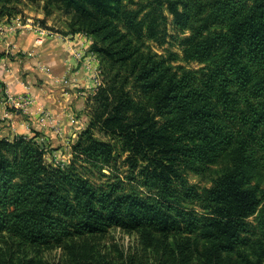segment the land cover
<instances>
[{"label":"trees","instance_id":"16d2710c","mask_svg":"<svg viewBox=\"0 0 264 264\" xmlns=\"http://www.w3.org/2000/svg\"><path fill=\"white\" fill-rule=\"evenodd\" d=\"M22 1L0 0V21ZM50 3L73 15L71 33L93 39L103 82L67 164L47 161L35 136H0V236L60 244L121 226L164 239L161 264H226L232 254L260 264L264 0ZM167 34L181 53L148 42ZM229 153L211 185L190 179Z\"/></svg>","mask_w":264,"mask_h":264},{"label":"crops","instance_id":"0c3cea01","mask_svg":"<svg viewBox=\"0 0 264 264\" xmlns=\"http://www.w3.org/2000/svg\"><path fill=\"white\" fill-rule=\"evenodd\" d=\"M24 13L0 21L5 27L0 34V136L38 132L37 140L44 138L63 154L51 155V160H68L77 132L70 119H87V97L95 83L94 69L86 70L84 62L89 60L98 67L99 58L90 49L91 37L83 32L54 30L36 45L38 32L27 20L48 18L45 26L50 29V17L43 9L25 7ZM24 95H31L34 101L26 107L16 106L13 99ZM46 114L53 120L41 122Z\"/></svg>","mask_w":264,"mask_h":264},{"label":"rangeland","instance_id":"374dc122","mask_svg":"<svg viewBox=\"0 0 264 264\" xmlns=\"http://www.w3.org/2000/svg\"><path fill=\"white\" fill-rule=\"evenodd\" d=\"M17 6L18 9L22 11L18 14H25V7L34 11L43 9L47 13V16L50 17L48 21L51 26H53L51 29L59 31L63 34L71 33L70 22L73 15L66 12L63 8L58 7L56 3H50L46 7L45 0H23ZM165 14L169 16L168 22L165 24V26H167V31L171 34L177 33L178 29L172 22L173 16L167 12H165ZM47 19H41V23L44 26ZM36 20L39 19L37 18ZM148 42L159 52L176 50L181 53V49L179 48L176 39L168 34L167 41L164 45H160L153 40H148ZM181 62L189 66H201L198 62H189L185 60ZM87 69L89 68L86 67V70ZM98 69L100 70L99 78L101 83L97 86L94 83L92 93L87 97V119L79 121L75 116H72L70 119L72 125L76 126L77 132L75 140L70 145L71 154L68 156V160L63 158H54V160H51V155L52 157L55 155L63 157V154L60 151H54L51 143L44 140V138H41L39 141L46 150L47 161L54 164H67L72 158V146L77 141L79 134L90 123L94 104L93 96L103 82V72L100 63L98 65ZM94 72H96V70H94ZM50 118L52 117L49 114H46L44 117H41V122H45L47 119L53 120ZM56 126L57 125L55 124L54 127L57 128ZM57 130H60V127ZM96 133L100 137L103 136L102 132L98 130H96ZM35 134L36 135H33L35 137L39 135L38 132ZM54 152L57 153L54 154ZM231 160L232 155L230 153L226 154L216 164L212 165L211 170L205 176L197 175L193 172H190L188 175L192 181L199 183L201 186L211 185L212 179L220 173L223 167L229 165ZM164 242V239L159 238H155L152 242H149V239L146 238L145 234L140 230H128L121 226L111 227L103 233L76 236L67 239L60 244L52 243L40 245L22 243L0 236V260L5 264H161V261L164 260L163 253H167V255H169L171 252V246L164 244ZM195 255H197L198 259L202 257L201 253L194 254V256ZM252 259L257 260V257L252 256ZM226 264L246 263H244L243 259L237 254H232L226 259ZM260 264H264V257H262Z\"/></svg>","mask_w":264,"mask_h":264},{"label":"built area","instance_id":"2783aa9c","mask_svg":"<svg viewBox=\"0 0 264 264\" xmlns=\"http://www.w3.org/2000/svg\"><path fill=\"white\" fill-rule=\"evenodd\" d=\"M27 23H28V25H30L31 28H33L36 32H38V35H37L36 41H35L36 45L42 44L45 41V35H50V34L54 33L53 29H51V28L49 29L48 27L44 26L40 20L30 18L27 20ZM4 31H5V27L2 23H0V34L3 33ZM91 41H93L92 38H91ZM29 53L31 54V52H29ZM81 56H82V54H81ZM84 64L86 67L93 68L94 70H96V72H95V74H96L95 75V85L97 86L98 84H100L101 83V80L99 78L100 70L98 69V67L93 66L91 61H89V60L85 61ZM13 102L18 107H26L33 102V98L31 97V95H24V96H21L17 99L14 98Z\"/></svg>","mask_w":264,"mask_h":264}]
</instances>
